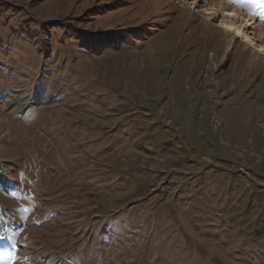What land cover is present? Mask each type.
Instances as JSON below:
<instances>
[{"label":"rangeland","instance_id":"1","mask_svg":"<svg viewBox=\"0 0 264 264\" xmlns=\"http://www.w3.org/2000/svg\"><path fill=\"white\" fill-rule=\"evenodd\" d=\"M0 221V264H264V0H0Z\"/></svg>","mask_w":264,"mask_h":264},{"label":"snow or ice","instance_id":"2","mask_svg":"<svg viewBox=\"0 0 264 264\" xmlns=\"http://www.w3.org/2000/svg\"><path fill=\"white\" fill-rule=\"evenodd\" d=\"M239 2H244V0H239ZM0 242H3L2 244H0V247H3V248L11 247L13 249L15 248V243L12 237L4 235L3 232H0ZM10 255L13 259L15 258L14 252H11Z\"/></svg>","mask_w":264,"mask_h":264},{"label":"trees","instance_id":"3","mask_svg":"<svg viewBox=\"0 0 264 264\" xmlns=\"http://www.w3.org/2000/svg\"><path fill=\"white\" fill-rule=\"evenodd\" d=\"M90 38H85V40H89ZM114 39H116V38H114ZM7 225H6V223H4V221L2 222V221H0V231H3L4 229H5V227H6ZM4 235H6V236H9V231H7V232H4ZM3 243V242H2Z\"/></svg>","mask_w":264,"mask_h":264},{"label":"bare ground","instance_id":"4","mask_svg":"<svg viewBox=\"0 0 264 264\" xmlns=\"http://www.w3.org/2000/svg\"><path fill=\"white\" fill-rule=\"evenodd\" d=\"M236 14V10L234 9L231 13H230V15H235ZM233 27V26H232ZM237 36V35H236Z\"/></svg>","mask_w":264,"mask_h":264}]
</instances>
